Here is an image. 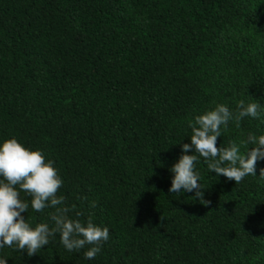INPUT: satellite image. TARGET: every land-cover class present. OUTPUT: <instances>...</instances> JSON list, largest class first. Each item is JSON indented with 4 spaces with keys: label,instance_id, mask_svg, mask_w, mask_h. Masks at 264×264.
I'll use <instances>...</instances> for the list:
<instances>
[{
    "label": "trees",
    "instance_id": "obj_1",
    "mask_svg": "<svg viewBox=\"0 0 264 264\" xmlns=\"http://www.w3.org/2000/svg\"><path fill=\"white\" fill-rule=\"evenodd\" d=\"M251 98L264 105V0H0V143L42 151L69 215L109 229L92 260L59 234L31 257L4 247L0 258L264 264V160L235 184L201 158L207 207L194 192H168L189 122ZM221 131L217 147L264 135V116ZM20 199L31 226L51 223L53 208Z\"/></svg>",
    "mask_w": 264,
    "mask_h": 264
},
{
    "label": "clouds",
    "instance_id": "obj_2",
    "mask_svg": "<svg viewBox=\"0 0 264 264\" xmlns=\"http://www.w3.org/2000/svg\"><path fill=\"white\" fill-rule=\"evenodd\" d=\"M261 116H264V105L252 98L247 103L238 101L234 110L225 104H217L214 109L196 115L188 124L192 131L190 143L180 145L178 162L169 169L172 173L169 194L179 196L182 192H194L192 199L205 207L211 204L210 200L204 199L201 177L195 170L201 158L209 172L235 181V184L246 176H255L257 162L264 160V135L249 133L239 142L216 145L222 128H227L230 121L239 128L243 118L258 119ZM0 177V248H14L31 257L59 234L67 251L87 248L84 256L92 260L109 240L107 227L97 226L91 217L81 221L82 213L79 212L76 218H72L69 208L62 206L65 197L57 196V192L63 181L53 161L46 162L42 151L26 149L15 138L0 143ZM259 179L264 180V168L260 169ZM20 191L31 196L30 205L35 212L54 209L49 213L51 223H39L33 227L27 222L21 214L27 212L29 203L20 199ZM6 261V258H0V264H6Z\"/></svg>",
    "mask_w": 264,
    "mask_h": 264
}]
</instances>
